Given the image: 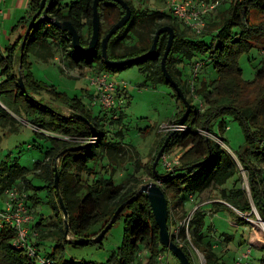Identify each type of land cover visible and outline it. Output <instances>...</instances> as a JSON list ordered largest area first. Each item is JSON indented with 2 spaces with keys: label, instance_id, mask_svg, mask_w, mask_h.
<instances>
[{
  "label": "trees",
  "instance_id": "1",
  "mask_svg": "<svg viewBox=\"0 0 264 264\" xmlns=\"http://www.w3.org/2000/svg\"><path fill=\"white\" fill-rule=\"evenodd\" d=\"M126 2L132 10L131 18L109 40L110 59L143 56L150 50L156 32L162 26H171L176 34L167 58V68L191 106V111L184 121L186 130L176 131L164 151L169 152L176 146L184 150L182 155L178 156L179 165L173 169L178 170L160 174L157 168L161 159L156 171L153 168L157 153L171 131L160 139L151 154L150 163L141 165L139 153L130 143L124 142L123 131L113 132L112 139L105 142L106 131L101 128L99 118L93 115L79 97L68 99L63 94L57 96L61 105L70 110L69 115L41 99L34 98L33 95L43 86L29 70L27 57L31 54L37 60L48 62L57 58L58 52L69 64L79 68L88 67L94 69V72L105 71L110 75L115 71L138 65L146 76V84H168L174 89L161 69V59L168 41L167 32L160 35L154 54L144 56L132 64L112 67L102 56L101 41L88 54L78 52L71 46V36L52 23L55 19L70 21L79 32L81 44L87 45L92 34L94 0H53L48 8V17L40 15L36 19L23 51L21 43L24 35H19L4 51L0 48V74L4 76V79L0 80V102L21 117V113L25 114L27 120L35 127V133L48 141L43 159L36 161L32 168L17 161L4 160L0 163V194L6 196V190L16 188L19 193L25 195L26 205L34 216L29 226L28 242L36 249V256H31L27 250L15 247V229L6 226L0 219V264H131L141 248L148 249L150 253L145 264H156L160 253L171 252L160 242L159 227L148 197L137 192L144 183L137 175L141 169L154 181L161 182L160 186L168 199L169 228L176 222L173 211L184 208L186 200L193 201L205 191L219 189L218 198L222 201L214 200L209 206L198 204L193 210L188 225L190 235L187 237L185 227H181L179 236L182 243L176 242L172 236L173 241L189 257L190 264L193 263L190 246L202 252L205 264H235L238 261L264 264V247H248L243 240L236 245L234 235L222 233L221 237L230 247L217 250L210 237L214 236V224L207 221L209 215L219 211L234 212L230 207L241 212H251V198L264 219V125H260L264 119V95L259 100L250 102L249 99L241 100L240 93L235 91L256 80H264V22H253L251 19L253 13L264 15V0H221L219 7L206 17V25L201 33L192 31L174 17L170 9L146 7L145 0ZM136 2L139 5H136ZM99 3V31L102 39L125 11L115 1L104 0ZM40 4L41 0H29L27 20L23 17L19 19L20 22L26 20L28 23ZM254 47L259 49L262 60L255 66L254 78L246 80L239 66V57ZM198 63L201 66L195 75L194 68ZM184 64L191 67L189 79H183L185 67L182 69L181 65ZM210 64L214 65L217 75L214 79L207 80L199 71ZM20 75L27 93L20 87ZM118 84L120 88L117 97L122 103L109 110L103 107L101 109L105 121L108 119L107 115L111 114L109 124L113 126L121 125L124 116V109L121 108L127 97V86H122V82ZM174 92V96L182 104V109L170 123L178 124L186 106L175 89ZM92 96L94 103H97L94 99L95 90ZM2 104L0 131H18L20 122ZM79 116L86 117L94 127V142L81 144L50 134L91 136V126ZM227 116H231L244 133V141L235 151L237 159L220 143L210 138V134H213L225 140L224 135L228 129ZM80 145L87 146L70 149ZM238 160L248 171L251 198L241 186L226 187L229 181H234L235 184L238 182ZM133 161L134 172L130 173L123 183L116 184V171L126 162L131 164ZM56 168L60 194L68 211L67 218L64 217L59 203ZM157 174L161 177L158 178ZM35 179L40 181L41 185H36ZM39 191L46 192V203L53 209V214L47 220L38 211L41 203ZM122 204L124 209L119 217L124 216V242L111 253L106 262L76 261L67 257L66 243L83 246L84 244H77L75 241L83 237L97 236ZM189 213L188 210L184 211V217ZM239 224L244 225V222L240 221ZM66 226L69 227L68 234ZM49 241L54 242L52 251L41 255V246ZM237 247H240L239 256L235 254ZM249 249L250 252L244 256ZM253 249L256 250L255 253ZM42 258L50 261L42 263Z\"/></svg>",
  "mask_w": 264,
  "mask_h": 264
},
{
  "label": "rangeland",
  "instance_id": "2",
  "mask_svg": "<svg viewBox=\"0 0 264 264\" xmlns=\"http://www.w3.org/2000/svg\"><path fill=\"white\" fill-rule=\"evenodd\" d=\"M22 1L23 3L25 2V5L29 2V0ZM17 2L18 0H7V2H5V7L11 10L15 7ZM144 4L147 5L146 7L152 9H170V0H145ZM136 5H139L138 2H136ZM20 12V14H23V11L20 10ZM24 16L26 17L28 14ZM251 19L253 22H264V15L253 13ZM29 22L23 23V25L26 24L24 29H22V25H17L18 23L16 24V22L13 24L8 23L6 28L11 30L14 26L15 29L22 30V34H26ZM1 36L0 48L4 51L19 35H10V37L8 35ZM261 60L262 54L256 47L252 48L247 53H243L239 57V66L243 70L244 79L252 80L254 78L255 66H258ZM27 62L29 63V70L32 72V75L43 86L42 89L33 95L34 98L41 99L45 103L58 108V111L69 115L71 113L70 110L61 105V100L57 96L63 94L68 99L79 97L92 111L93 115L99 118L101 128L106 131L105 142L112 139L113 132L119 130L123 131L124 142L130 143L139 153L142 161L141 165L150 163L152 158L151 154L157 148L162 137L170 131H180L175 128L169 129V125L173 124L170 123V121L175 119L182 109V104L178 102L174 96V89L168 84H159L157 86H153L150 82L146 84V76L140 71L138 65H132L127 67V69L118 70L111 74L113 81L117 83H127L126 103L121 108L122 110L124 109L123 120L121 125L113 126L109 124V115L111 114L107 115L108 119L105 121L104 112L101 110L102 107L100 104L94 103V100H92L90 96V94L94 93L95 89L90 84L88 76L94 72V69L88 67L79 68L74 64H69L66 59H63L60 52L57 53V58L51 59L48 62L37 60L29 54ZM181 68L184 69L183 79H189L191 67L184 64L181 65ZM199 72H201V75L207 80L214 79L217 75L213 64H210L207 68L201 69ZM2 79H4V76L0 74V80ZM235 91L238 92V94L240 93L241 100L245 101V99H249L250 102H255L264 95V80H256V82H252L246 87H241L239 90L236 89ZM194 103L197 104V102H193V104ZM3 107L8 109L5 105H3ZM202 109L204 110V108ZM10 112L20 124L16 132H9L8 130L0 131V163L4 160L11 162L17 161L23 166L32 168L36 161L43 159L48 141H45L35 133L33 130L35 127L27 120L25 114L21 113V117L13 111ZM227 120L228 129L224 135L226 141L213 134H210V138L220 143L237 159L235 151L241 147L244 141V133L241 126L236 121H233L231 116H227ZM262 121L260 122L261 126L264 125V119ZM179 125L184 126L185 124ZM206 133L209 134V132ZM222 134L220 135L223 136ZM116 138L120 140L119 137ZM30 145L34 146L30 147ZM183 151V149L176 146L167 153L174 158L176 156H181ZM163 154L164 153H162V155ZM129 163L130 162H126L119 171H116L114 175L116 184L123 183L128 175L134 172V161L131 164ZM238 164L239 174L236 176L238 179L237 184H235L234 181H229L226 187H232L233 185L241 186L247 191L251 198L248 171L241 165L239 160ZM157 171L160 174H165L167 172L161 162L158 164ZM137 175L143 179L144 183L154 181L144 169H141ZM35 184L41 185V182L35 179ZM38 195L41 200L38 211L41 212L40 214H43L47 220L50 215L53 214V209L46 203L45 191H39ZM218 197H220L219 189L213 191L208 190L198 196L197 202L209 206L214 200L222 201V199ZM6 198L5 195L0 194V209L4 208ZM251 202V212H241L229 206L234 212L230 210H226L227 212L219 211L218 213L208 216L207 221L214 224V236L210 237L212 241H214L217 250L230 247V244L225 242L221 237L222 233L234 235V243L236 245L243 240V243L245 242L248 247H264V219L260 216L252 198ZM185 205L186 208H192L193 203L190 200H186ZM173 213L174 218L178 221L184 219V210L178 208V210L173 211ZM240 221L244 222V225L239 224ZM174 224L175 223H173V225ZM124 229V216H120L106 233L101 243L93 242L83 246H74L71 243H66V255L68 258L76 261L85 260L104 263L111 253L123 244ZM53 244L54 242L49 241L45 243V245H42L40 254L44 255L45 253H50ZM237 248L238 250L235 251V254L239 256L240 247ZM189 250H191L192 264H205V257L202 252L193 246H190ZM253 250L255 253L256 250ZM242 252L243 250L241 253ZM169 264H179V260L172 253L169 254Z\"/></svg>",
  "mask_w": 264,
  "mask_h": 264
},
{
  "label": "water",
  "instance_id": "3",
  "mask_svg": "<svg viewBox=\"0 0 264 264\" xmlns=\"http://www.w3.org/2000/svg\"><path fill=\"white\" fill-rule=\"evenodd\" d=\"M52 1L53 0H41L40 7L37 10V12L32 16V18L30 19L29 25H28L27 30H26V34H24V38H23L22 43H21V50L22 51L24 49L26 40L28 38V35H29L36 19L40 15H42L43 17H48V8L51 5ZM102 1H104V0H94L93 18H92V34H91L90 40H89L87 45L81 44L79 32L77 31L75 26L70 21H57L55 19V20H52V23L57 25L63 31H66L71 36V39H72V45L71 46H73L74 49L78 52L88 54V53L92 52L96 48V46L98 45L99 41H101L102 56H103L105 62L112 67L118 66V65L132 64V63L136 62V60H138L144 56H147V55L152 54V53L154 54V52L156 51V48H157V44H158L160 35L163 32H167L168 33V41H167V46L165 48L163 57L161 59V69H162L164 76L168 80V83L174 87V89L176 90V92L180 96L182 102L186 106L185 113L183 114V116L179 120V124H184L186 117L188 116L189 112L191 111V106H190L189 101L187 100V98L183 94L179 84L171 76V74L169 73V70L167 68V58H168V55L171 51V48H172V45H173V42H174L175 36H176L174 29L169 25H167V26L165 25V26H162L161 28H159L156 32L154 42H153L150 50L147 53H145L143 56L126 58V59H121V60L110 59L109 55H108L109 40L112 39V36L114 34H116L119 29H121L122 27H124L127 24L129 19L131 18L130 15L132 14V10H131V7L129 6L128 2H126V0H110V1H115V2L119 3L123 7L125 12H124L123 16L119 19V21L116 22L111 27V29L108 31V33L102 39H100L101 36H100L99 30H101V17H99L100 16V13H99V4L100 3L99 2H102ZM19 83H20V87H21L22 91L27 93V89H26L25 83H24L21 75L19 76ZM0 104H2V103L0 102ZM79 117L91 126L92 135L95 136V129L91 125L89 120L84 116H79ZM174 134H175V131L171 132L166 137V139H164L165 142L162 145V147L160 148L159 152L157 153L156 160H155L154 165H153V168L155 171H156V166H157V164H158V162L162 156V153H164L165 148H166L169 140H171V137ZM85 146H87V145H80V146L72 147L70 149L75 150V149L84 148ZM177 170L178 169L172 170L171 173L175 172ZM55 172H56V189H57V193H58V197H59V203H60L61 209L63 210L62 213H64V217L67 218L68 217V213H67L68 211L65 207L64 201H63L61 194H60L57 168L55 169ZM157 177L160 178L161 175L157 174ZM137 192L139 194H146V196L148 197V199L150 201V205L152 208L151 210L153 211L156 223L159 227V238H160L161 244L163 246H165L179 260V264H190L191 261H190L189 257L187 256V254L185 253V251L178 244H176L173 241V239L170 235L169 226H168V219H169L168 199H167L163 189L161 188V186L158 184L157 181H150L148 183L142 184ZM123 209H124V204L120 205V207L118 208V210H116V212L114 213V215L112 216V218L110 219L108 224L106 226H104L102 231L97 236L79 238L75 241V243L86 245L89 243H93V242L98 243V242L102 241V239L105 238L106 233L113 226V224L115 223V221L117 220V218L119 217V215ZM68 232H69V227H67V229H66V234H68Z\"/></svg>",
  "mask_w": 264,
  "mask_h": 264
},
{
  "label": "built area",
  "instance_id": "4",
  "mask_svg": "<svg viewBox=\"0 0 264 264\" xmlns=\"http://www.w3.org/2000/svg\"><path fill=\"white\" fill-rule=\"evenodd\" d=\"M221 0H170V10L174 17H176L181 22L185 23L190 29L196 33H201L206 25V17L210 12H214L220 5ZM201 64H196L194 68V73L196 75ZM90 84L95 89V101L100 104L106 110L116 107L118 104L122 103V100L117 97V91L120 88L119 84L111 79V75L105 71L92 72L88 76ZM122 86H127L126 82H122ZM167 126V125H166ZM186 130L187 125H179L173 123L169 125V129ZM179 128V129H177ZM183 129V130H184ZM182 130V131H183ZM53 136L59 137V139L73 140L78 143H92L96 140V136L89 137H70L69 135H61L56 133H50ZM161 163L166 169V171L173 170L177 165H179V157L176 156L172 158L170 154L164 152L161 156ZM160 185L161 182L157 180ZM7 198L3 209H0V219L2 223L6 226L12 227L16 231V238L13 242L15 247L27 250L28 254L31 256H36V249L29 244L28 235L33 221V213L26 205L25 195L18 192L16 188H11L5 192ZM192 212L188 216L184 217L183 220L178 221L169 228L171 237L175 238V241L182 243V238L179 236L181 227H185L186 235L189 233V222L192 218ZM177 244V243H176ZM250 252V249L244 256ZM150 253L148 249L141 248L138 250L134 262L131 264H145ZM40 261L46 262L50 261L47 259H40ZM156 264H169V253L162 252L157 257ZM235 264H249L248 262H236Z\"/></svg>",
  "mask_w": 264,
  "mask_h": 264
},
{
  "label": "crops",
  "instance_id": "5",
  "mask_svg": "<svg viewBox=\"0 0 264 264\" xmlns=\"http://www.w3.org/2000/svg\"><path fill=\"white\" fill-rule=\"evenodd\" d=\"M5 2H7V0H0V38L2 37L1 35H8L9 37H10V35H24V34H22V30H17V29H15L14 26L11 28V30H9L8 28H6V26L8 25V23L13 24L16 22V24L18 23L17 25H22V29H24L26 27V24L23 25V23L26 22V20H27L26 19L27 16L25 17L24 15L28 14V2H27V5H25V2L23 3L22 0H18L15 7L12 8L11 10H8L5 7V5H6ZM20 10L23 11V14H20L21 13ZM23 17H25L26 20H23L20 22L19 19H21ZM17 25H15V26H17ZM90 95H91L92 100H93V96H92L93 93ZM192 203H193L192 208H186V205H185L184 208H180V209H182L184 211L188 210V211L192 212L198 204H203V203L197 202V198H195V200H193Z\"/></svg>",
  "mask_w": 264,
  "mask_h": 264
}]
</instances>
